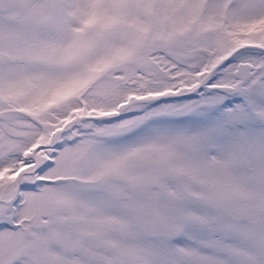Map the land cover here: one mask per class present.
Returning a JSON list of instances; mask_svg holds the SVG:
<instances>
[{
  "label": "snow or ice",
  "instance_id": "6c2138e0",
  "mask_svg": "<svg viewBox=\"0 0 264 264\" xmlns=\"http://www.w3.org/2000/svg\"><path fill=\"white\" fill-rule=\"evenodd\" d=\"M0 264H264V0H0Z\"/></svg>",
  "mask_w": 264,
  "mask_h": 264
}]
</instances>
